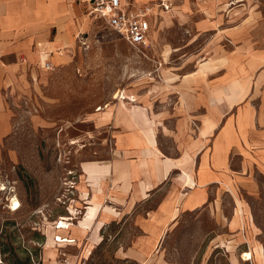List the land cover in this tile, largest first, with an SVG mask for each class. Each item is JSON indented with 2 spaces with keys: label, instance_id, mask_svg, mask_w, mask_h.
I'll list each match as a JSON object with an SVG mask.
<instances>
[{
  "label": "rangeland",
  "instance_id": "1",
  "mask_svg": "<svg viewBox=\"0 0 264 264\" xmlns=\"http://www.w3.org/2000/svg\"><path fill=\"white\" fill-rule=\"evenodd\" d=\"M231 1H175L177 7L160 16L149 45L140 48L85 11L88 26L75 35L67 53L52 49L57 56L65 54L58 60L54 53V69L37 65L32 89L6 91L10 118L0 134V183L7 188L0 191V264H140L118 254L128 243L126 230L140 233L130 215L104 228L102 244L85 262L76 249L82 240L51 251L45 243L59 234L55 224L62 217H74L69 222L77 225L85 216L86 205L75 201L78 184L71 181L80 182L84 162L111 158L110 121L101 123L100 109L116 105L122 91L142 106L147 99L163 102L151 103L149 110L152 120L156 110L164 112L153 124L161 150L171 157L180 156L188 132L195 137L196 120L204 113L186 111L190 91L198 98L219 90L231 94L236 77L248 101L264 105V0L227 5ZM208 8L214 9L212 17ZM203 19L216 21L215 29L201 28ZM260 115L264 127V112ZM249 162L244 180L214 192L199 208L180 209L145 264H264V161ZM233 166L242 176L240 158ZM13 197L21 202L16 211L9 209ZM245 252L253 259L243 260Z\"/></svg>",
  "mask_w": 264,
  "mask_h": 264
},
{
  "label": "crops",
  "instance_id": "2",
  "mask_svg": "<svg viewBox=\"0 0 264 264\" xmlns=\"http://www.w3.org/2000/svg\"><path fill=\"white\" fill-rule=\"evenodd\" d=\"M157 1L133 0V3L153 4ZM170 1L169 10H157L150 17V40L160 16L177 7L174 4L177 0ZM238 1L244 0H234L227 5ZM218 7L219 3L216 4ZM90 8L89 0H0V134H4L9 126L6 91L15 95L32 89L36 69H45L46 61L55 64L52 58L54 53L57 55L52 49L66 54L75 35L87 28L85 11L102 20L92 15ZM213 14L214 9L208 8V17ZM215 23L206 19L198 21L201 28L212 30ZM64 55L57 56V59ZM208 64V61L201 63L202 73L205 74ZM237 79L235 77L229 87L231 94L219 90L198 98L195 93H188L186 111L189 115L199 111L204 113L196 120L198 131L195 137L189 132L186 139L184 137L187 144L184 143L178 157L164 154L157 141L153 121L164 117V112L156 110L155 120H152L149 109L151 103L160 106L163 103L160 98L156 101L147 99L146 105L142 106L134 95L127 94V100L100 109L103 110L101 123L110 121L111 158L108 162L83 163L84 174L79 175L75 201L86 205L82 216L89 211L77 225L61 233V236L75 240L68 245L83 241L82 246L76 247L83 262L89 260L102 244L104 228L120 220L119 216L127 218L130 215L139 225L140 233L133 236L126 230L124 239H128V243L125 242L118 254L124 259L135 257L140 264H145L180 209L201 207L211 200L214 192L234 185L239 178L244 180V170L249 167L250 160L264 161V127L260 126L264 105L255 106L248 101L249 95L243 94L245 86ZM237 107L236 116L231 119L230 113ZM236 157L241 161L242 176L236 174L238 170L233 166ZM89 163H97L93 171L86 170L84 164ZM97 170L102 173H96ZM87 176L92 179H86L85 185L81 178ZM90 180L93 183H89ZM148 207H152L151 210L145 211ZM99 222L103 225L97 230ZM48 241L49 237L45 248ZM90 244L94 247L88 256L86 249Z\"/></svg>",
  "mask_w": 264,
  "mask_h": 264
},
{
  "label": "built area",
  "instance_id": "3",
  "mask_svg": "<svg viewBox=\"0 0 264 264\" xmlns=\"http://www.w3.org/2000/svg\"><path fill=\"white\" fill-rule=\"evenodd\" d=\"M89 1L90 13L102 19L111 30L135 48L149 45L152 14L157 10H169L172 6L170 0H159L153 4L139 5H135L133 0ZM43 66L47 70L54 69V64L50 61H46ZM124 93L122 91L119 96H116L118 101L127 100ZM71 183L72 186L77 184L76 181H71Z\"/></svg>",
  "mask_w": 264,
  "mask_h": 264
},
{
  "label": "bare ground",
  "instance_id": "4",
  "mask_svg": "<svg viewBox=\"0 0 264 264\" xmlns=\"http://www.w3.org/2000/svg\"><path fill=\"white\" fill-rule=\"evenodd\" d=\"M95 162V161H94ZM97 162V161H96ZM100 164V162H99ZM97 165V163H89V164H85V168L86 170L88 171H93L94 167ZM105 170V169H103ZM185 170V169H184ZM101 170H97L95 171L96 173L97 172H100ZM109 171V170H108ZM105 172V171H104ZM186 172V170H185ZM94 173V172H93ZM102 173V171H101ZM91 174V173H90ZM95 174V173H94ZM100 174V173H98ZM92 177V176H91ZM191 185V184H189ZM6 186H4L2 183H0V191H4L6 190ZM97 205V204H96ZM93 206V205H92ZM21 207V202L19 201V199L17 197H13L11 199V202H10V205H9V209H11L12 211H16L18 210L19 208ZM94 207V206H93ZM95 209V208H94ZM101 209V208H100ZM89 211V210H88ZM87 211V212H88ZM100 211V210H99ZM87 212L85 213V216L87 215ZM96 212V211H95ZM117 213V212H116ZM93 214V213H92ZM84 216V217H85ZM76 217V216H75ZM76 219V218H75ZM74 220V217H71V216H67V217H62L61 218V221H58L55 225H56V229H60L59 230V234H51L49 235V241L47 243V247H46V250L47 251H50V250H54L57 248V246H63L64 244H67V239L69 240L68 243H73L75 240L74 239H71V238H68L67 236H61V233H64L66 230L70 229V226L72 225L73 227L76 225V224H73L72 222H69V221H73ZM101 221V220H100ZM88 224V223H87ZM103 225V222H99L97 223V230ZM90 227V226H89ZM93 229V228H92ZM101 230V229H100ZM69 231V230H68ZM56 235V236H55ZM101 235V234H100ZM100 238H98L99 240ZM102 241V240H101ZM60 243L59 245L57 243ZM101 244V243H100ZM242 259L245 260V261H248V260H251L253 259V253L252 252H245L242 256Z\"/></svg>",
  "mask_w": 264,
  "mask_h": 264
}]
</instances>
